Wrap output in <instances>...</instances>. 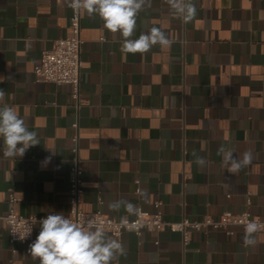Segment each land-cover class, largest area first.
Wrapping results in <instances>:
<instances>
[{"label": "crops", "instance_id": "crops-1", "mask_svg": "<svg viewBox=\"0 0 264 264\" xmlns=\"http://www.w3.org/2000/svg\"><path fill=\"white\" fill-rule=\"evenodd\" d=\"M192 2L196 15L184 23L165 0H147L133 38L158 27L174 42L143 54H122L120 34L81 11L75 100L70 85L32 73L42 51L70 35L65 0H0V89L39 141L16 159L0 151V216H69L77 137L84 213L133 219L160 203L169 222L244 211L263 219L264 0ZM229 153L251 162L232 172ZM244 236L240 227L206 229L184 247L170 230L123 233L113 264H264V233L250 246ZM31 243H10L0 223V264H39Z\"/></svg>", "mask_w": 264, "mask_h": 264}, {"label": "clouds", "instance_id": "clouds-1", "mask_svg": "<svg viewBox=\"0 0 264 264\" xmlns=\"http://www.w3.org/2000/svg\"><path fill=\"white\" fill-rule=\"evenodd\" d=\"M147 0H65L74 11H83L92 16L98 15L105 29L119 33L123 38L120 51L122 54L146 53L154 46L170 47L174 42L164 31L152 27L133 38L137 26V17ZM172 15L184 23L193 20L196 7L192 0H165ZM5 92L0 89V151L3 158L23 157L26 151L39 143L37 133L30 131L25 120L19 116L13 106L4 103ZM230 163V171L236 172L251 162L250 153H245L242 160L232 159L229 153L225 158ZM121 202L109 204L118 210ZM130 207V206H129ZM40 230L36 239L29 245L28 253L39 264H113L124 254L121 242L108 236L93 220L85 225L74 222L69 216L52 212L39 221ZM264 225L250 221L245 226L244 245L255 244L254 233ZM19 236L25 240L30 234Z\"/></svg>", "mask_w": 264, "mask_h": 264}, {"label": "built area", "instance_id": "built-area-1", "mask_svg": "<svg viewBox=\"0 0 264 264\" xmlns=\"http://www.w3.org/2000/svg\"><path fill=\"white\" fill-rule=\"evenodd\" d=\"M70 9V35L53 41L50 48L42 51L39 62L34 66L32 73L34 81L37 83L70 85L72 87V96L77 100L82 70L81 11L76 12L72 8ZM72 143V165L68 181L69 217L74 222L82 225H85L89 220H93L106 234H109L119 242L123 233H133L139 236L143 231L159 233L170 230L181 235L182 245L185 247L189 244L191 233L193 232H200L206 229L227 231L230 227H240L245 232V226L250 221L264 225V217L263 219L254 220L247 211L240 214L225 212L218 220L210 217L201 220H190L182 217L177 222H169L163 220L161 213L158 211L160 203L154 205L156 209L154 213L138 211L133 219H114L99 211L84 213L80 208L84 191L78 159V138L74 137ZM11 202H14V199H11ZM247 204H249L248 201ZM43 218L34 215L20 216L10 211L4 216H0V223H3L6 229L10 243H25L34 241V227ZM30 229H32L31 234L25 240H20L19 236L25 235ZM258 232L264 233V228H261Z\"/></svg>", "mask_w": 264, "mask_h": 264}]
</instances>
